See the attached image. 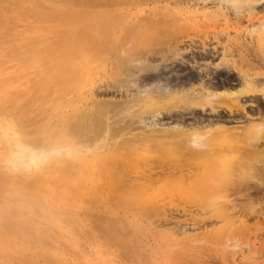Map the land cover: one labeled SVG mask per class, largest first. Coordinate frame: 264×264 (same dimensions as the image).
I'll return each instance as SVG.
<instances>
[{
	"label": "bare ground",
	"instance_id": "bare-ground-1",
	"mask_svg": "<svg viewBox=\"0 0 264 264\" xmlns=\"http://www.w3.org/2000/svg\"><path fill=\"white\" fill-rule=\"evenodd\" d=\"M261 8L264 0H0V114L13 118L12 140L23 149L15 169L0 168V224L35 229L67 219L75 225L72 206L84 210L85 194L104 192L137 199L159 214L157 191L115 186L102 175L105 165L154 153L179 162V173L160 179L174 184L186 203L206 184H224L218 196L196 201L198 215L184 205L175 221L184 264L191 261L187 231L205 219H221L216 238L228 253L239 248L248 260L263 252L247 218L264 216L249 201L250 191L264 192V71L254 62L264 64V13L254 14ZM241 18L249 24L240 27ZM157 30L164 32L162 43H142ZM191 30L205 38L193 41ZM157 55L160 64L151 61ZM184 64L190 69L179 72ZM112 129L123 137L118 145ZM9 148L5 126L0 155ZM52 148L67 156L52 159ZM230 155L235 161L225 160L228 165ZM27 157L36 163L25 170ZM163 186L169 188L155 189ZM228 190H241L248 202L233 203ZM170 218L162 212L156 219ZM118 219L106 221L115 227Z\"/></svg>",
	"mask_w": 264,
	"mask_h": 264
},
{
	"label": "rangeland",
	"instance_id": "rangeland-1",
	"mask_svg": "<svg viewBox=\"0 0 264 264\" xmlns=\"http://www.w3.org/2000/svg\"><path fill=\"white\" fill-rule=\"evenodd\" d=\"M261 13H264V8H261L259 13L254 14ZM38 18L42 20V18ZM237 24L242 27L245 24L248 25L249 22L241 18ZM159 34H161V37H159ZM163 34L164 32L162 30H157L149 34V36L142 37V43H162L164 39ZM156 35H158V37ZM187 35L195 42L205 38L201 32L196 30L187 32ZM218 55L219 53L216 54V56H210L209 59L216 61L217 58H219ZM151 61L160 64L161 58L157 55V57H154ZM254 62L258 65L256 66V70L264 71V64L260 63V60H255ZM179 67V72L188 71L190 69L186 64L179 65ZM230 77L233 81L231 85L237 86L239 81L235 75ZM183 78L184 76H180V79ZM254 101L259 103L258 100ZM112 119L116 120V118ZM113 122H118V119ZM116 129L119 128L117 127ZM115 130H113V133ZM96 133H98V131L94 132L95 135ZM115 133L113 136H110L113 139H110L113 142L118 140L117 142L120 143V139L123 137L120 133L117 134V130ZM118 137L121 138L118 139ZM116 143H114V146ZM145 154L146 153L143 154L144 156L134 161L116 162L109 167L105 165L103 168L106 167L105 169L108 172L106 173L104 169L102 175H104L105 178L108 176L112 185L115 186H119L120 184L137 185L139 188L141 186V190L139 189V191H157L154 194L155 196L157 195L156 198L159 200L160 204H162L159 214L152 211L153 209L142 204V202L137 199L116 196V194L111 192H107L109 195L104 192V195L101 194L100 196L85 194L84 210L80 207L79 203H76V206H72L74 208V216H78L79 219V223L75 225L70 224L67 219H63L66 223L62 222L60 224H56L55 222L47 224L40 223L35 229L17 224H0V264H184V242L179 231V226H176L175 221L183 217V215H181V210L184 205L190 209L192 214L198 215V211H196L198 210L196 209L197 205H195L196 201L200 199V197L202 198L204 194L205 198L210 197V199L218 196V194L223 192L222 188L224 184L219 183L221 180H216L213 187H211L212 185L206 184V187L202 191L203 194L200 193L202 195L199 194V192H201L199 191L197 193L200 195L199 197L197 194L191 195L188 203H186L181 192L176 189L177 187L174 184L162 182L163 179H160V177L165 176L167 171L179 173V162L174 158H168L166 160L165 158L155 159L153 156L154 153H152V155L150 153ZM229 157H231V160L227 159ZM229 157H226L223 162H231L233 164V161H235L233 160L235 159L233 158L234 156L230 155ZM117 165L119 166L116 171H114ZM95 171L101 172L98 163L96 164ZM259 175L264 180V173H259ZM160 184H167L169 188L163 186L162 189L160 188L161 190L159 189L158 191L155 187H159ZM225 192L226 197L231 199L233 203L245 204L248 202V199L242 194L241 190L238 192L231 190ZM107 195L110 197H107ZM104 197L109 200H105ZM110 200L115 201V206H111L113 203ZM250 200L252 201V206L254 205L255 207L259 204L261 208H263L262 211L264 210V192L250 191L249 201ZM116 203L118 204L117 206ZM53 206L59 209H62V207H70L58 201H53ZM113 207L117 209L120 208L123 212L112 209ZM162 212L163 215L171 218L164 222L156 219ZM63 213L65 212L59 214L62 215ZM64 216L68 217V214L65 213ZM124 217H127V219L125 218L126 221H124ZM106 218L110 220L119 218L118 220H120L121 223L113 227L110 222L106 221ZM247 218H249L248 224L251 227L249 230L252 232L257 231L256 239L262 240L264 247V231H260L262 227H264V216H259V219H257L254 216L250 217L248 215ZM256 219L258 223L255 222ZM130 220L132 225L135 224L133 228L131 224L127 225L130 223ZM204 221L199 222L197 227L193 228V230L190 229L187 231L191 234L190 238H192L189 242L192 245L189 251V259H191L190 264H264V251L256 254L252 259H250V257H252L250 256L248 260H245L248 256L242 257V255H240L239 248L234 249L237 251L235 254L228 253L229 248L226 247L227 243L224 245L225 243H222L216 238L217 235L222 233L220 229L218 230V228L223 225L221 219L217 222L213 218L205 219ZM125 222L127 223L124 224ZM73 234L76 237H74ZM249 237H252V235ZM239 242L241 243L239 244ZM239 242H237V245L242 247L243 245L241 244L243 242L241 240H239ZM232 243H234V241ZM77 244H79V246H77ZM256 245L259 246L258 242H256ZM80 246L81 248H79ZM82 247H84V249ZM194 248L197 250L194 251ZM195 253L197 257L193 255ZM230 255H234V259H232ZM169 258L170 262H168Z\"/></svg>",
	"mask_w": 264,
	"mask_h": 264
},
{
	"label": "clouds",
	"instance_id": "clouds-1",
	"mask_svg": "<svg viewBox=\"0 0 264 264\" xmlns=\"http://www.w3.org/2000/svg\"><path fill=\"white\" fill-rule=\"evenodd\" d=\"M13 124L14 120L11 116L0 114V134L3 133L6 126L7 135L10 141V148L7 149L3 155H0V168L15 169L21 158L23 149L18 147L16 142L12 140ZM50 156L52 159L64 158L67 156V152L62 149L52 148L50 150ZM49 162H51V160H49ZM34 163H36V161L33 158H25L23 161L25 170H27Z\"/></svg>",
	"mask_w": 264,
	"mask_h": 264
}]
</instances>
